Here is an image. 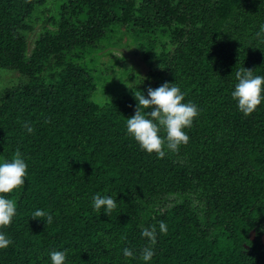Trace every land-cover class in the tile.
<instances>
[{"label": "trees", "instance_id": "1", "mask_svg": "<svg viewBox=\"0 0 264 264\" xmlns=\"http://www.w3.org/2000/svg\"><path fill=\"white\" fill-rule=\"evenodd\" d=\"M262 25L264 0H0V159L28 164L4 194L17 215L0 264L64 249L68 264H144L149 226L151 264H264V104L244 116L231 97L236 70L264 75ZM166 81L198 115L188 143L158 158L126 118L135 92ZM97 193L118 199L108 216Z\"/></svg>", "mask_w": 264, "mask_h": 264}, {"label": "clouds", "instance_id": "2", "mask_svg": "<svg viewBox=\"0 0 264 264\" xmlns=\"http://www.w3.org/2000/svg\"><path fill=\"white\" fill-rule=\"evenodd\" d=\"M261 30L264 31V25L261 26ZM235 81L231 97L238 110L244 116H249L264 104V75L255 74L254 70L243 67L235 71ZM135 99L136 111L134 115L126 118V132L142 150L163 158L166 151L176 152L181 145L188 143L189 136L186 130L197 117L198 108L192 102L185 101V94L175 82L166 81L156 88L149 87L147 94L142 90L139 93L135 92ZM24 127L28 133L33 132V127L29 123L25 122ZM27 169L28 164L19 152L11 159H0V250L7 249L13 244L3 229L11 225L17 215L15 201L4 194L12 193L25 185ZM91 201V207L95 212L107 216L118 206V199L113 195L97 193L92 196ZM31 215L32 219L42 218L45 224H51L54 219L52 213L42 208L34 209ZM167 230L165 222H159V232L167 233ZM141 235L147 238L150 244L141 249L139 259L144 264H151L155 255L151 245L156 242V228L145 227ZM122 251L125 258L135 255L127 247ZM48 264H68L67 249L49 251Z\"/></svg>", "mask_w": 264, "mask_h": 264}, {"label": "rangeland", "instance_id": "3", "mask_svg": "<svg viewBox=\"0 0 264 264\" xmlns=\"http://www.w3.org/2000/svg\"><path fill=\"white\" fill-rule=\"evenodd\" d=\"M42 29H43V27L40 26V25H38L36 31H34V32L32 33L30 39H31V40L36 39V37L38 36V33H39ZM114 54L120 56V55H121V52H120V51H115ZM107 91H109V89H105V88L100 89V91H99L98 94H97L98 98H104V97H105V99H106V96H103V95H105V93H106Z\"/></svg>", "mask_w": 264, "mask_h": 264}, {"label": "water", "instance_id": "4", "mask_svg": "<svg viewBox=\"0 0 264 264\" xmlns=\"http://www.w3.org/2000/svg\"><path fill=\"white\" fill-rule=\"evenodd\" d=\"M251 237H252L253 239L255 238V231H254V230L251 232ZM262 240H263V242H264V234H263V236H262Z\"/></svg>", "mask_w": 264, "mask_h": 264}]
</instances>
